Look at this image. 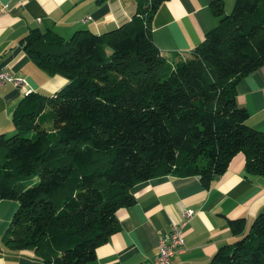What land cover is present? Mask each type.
Segmentation results:
<instances>
[{"label":"trees","instance_id":"trees-1","mask_svg":"<svg viewBox=\"0 0 264 264\" xmlns=\"http://www.w3.org/2000/svg\"><path fill=\"white\" fill-rule=\"evenodd\" d=\"M160 1L136 0L127 20L101 32L33 26L19 39L66 82L26 91L10 113L14 130L0 132V198L17 201L7 247L30 249L41 264H93L134 183L172 174L207 186L236 152L245 171L264 174V131L235 100L237 81L264 65V0H233L227 12L211 0L218 21L182 52L151 38ZM227 224L235 237L209 264H264V208L245 230L242 216Z\"/></svg>","mask_w":264,"mask_h":264},{"label":"crops","instance_id":"crops-1","mask_svg":"<svg viewBox=\"0 0 264 264\" xmlns=\"http://www.w3.org/2000/svg\"><path fill=\"white\" fill-rule=\"evenodd\" d=\"M211 0H161L150 17V35L162 51H187L213 27ZM224 12L233 0H221ZM136 0H0V66L24 77V88L0 85V132L14 130L10 113L27 90L51 94L66 82L64 76L40 68L24 53L19 39L29 27L51 28L61 36L85 28L101 32L127 20ZM235 100L247 110L246 122L264 131V65L236 83ZM243 154L236 152L223 172L204 186L196 175L160 174L134 183V201L115 210L119 227L94 249L93 264H140L156 254V244L171 222L180 221L184 209L192 216L182 226L180 251L167 264H209L221 243L232 240L227 219L242 216L244 230L264 208V174L244 170ZM17 206L0 198V264H41L30 249H11L2 234Z\"/></svg>","mask_w":264,"mask_h":264},{"label":"built area","instance_id":"built-area-1","mask_svg":"<svg viewBox=\"0 0 264 264\" xmlns=\"http://www.w3.org/2000/svg\"><path fill=\"white\" fill-rule=\"evenodd\" d=\"M3 7H0V12H2ZM12 82L13 84L24 88L26 83L24 77L12 74L9 69L5 66H0V85L4 82ZM28 91V90H27ZM193 214L191 209L183 210V217L180 221L171 222L169 230L165 235L158 238L156 244V254L153 259L149 262H143L140 264H167L170 257L180 251L182 244V226L187 219H189Z\"/></svg>","mask_w":264,"mask_h":264},{"label":"rangeland","instance_id":"rangeland-1","mask_svg":"<svg viewBox=\"0 0 264 264\" xmlns=\"http://www.w3.org/2000/svg\"><path fill=\"white\" fill-rule=\"evenodd\" d=\"M231 6H232V4H231ZM230 8H231V7H230ZM230 8H229V9H230ZM108 51H109V48H106V49H105V52L107 53Z\"/></svg>","mask_w":264,"mask_h":264}]
</instances>
